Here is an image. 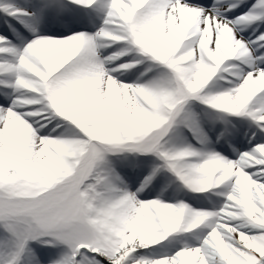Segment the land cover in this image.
<instances>
[{
    "label": "snow or ice",
    "instance_id": "6c2138e0",
    "mask_svg": "<svg viewBox=\"0 0 264 264\" xmlns=\"http://www.w3.org/2000/svg\"><path fill=\"white\" fill-rule=\"evenodd\" d=\"M242 3L247 11L239 9ZM208 4L29 0L19 7L0 5V13L24 28L23 35L13 30L22 48L9 41L8 29L0 35V264H45L33 244L62 246L46 264H264L260 138L236 160L191 145L166 147L177 126L194 133L197 143L207 142L191 114L193 101L247 118L264 134V54L254 55L264 48V31L249 41L239 35L264 24V0L250 6L245 0ZM78 8L100 15L94 33L41 34L42 24L69 22ZM118 42L126 43L101 56ZM128 55L133 57L128 62L107 67ZM141 64L145 69L131 84L112 75ZM229 66L237 68L226 81L230 86L206 94L218 70L226 73ZM65 125L71 127L53 136ZM123 152L161 161L135 192L106 159ZM161 169L194 193L222 186L225 204L209 212L140 200ZM201 226L207 232L198 246L183 245L159 259L139 254ZM244 227L251 234L240 231Z\"/></svg>",
    "mask_w": 264,
    "mask_h": 264
},
{
    "label": "bare ground",
    "instance_id": "6f19581e",
    "mask_svg": "<svg viewBox=\"0 0 264 264\" xmlns=\"http://www.w3.org/2000/svg\"><path fill=\"white\" fill-rule=\"evenodd\" d=\"M188 1H193V0H188ZM252 1L253 0H245V3L250 5ZM28 2L29 0H0V4L7 3V4L15 5L17 7L25 3H28ZM65 2H67V0H65ZM103 2L104 0H99V3H103ZM208 6L211 7V0H209ZM241 7L245 8V4L243 3L240 4L239 9ZM81 9L82 10H80L79 8L77 9L75 17L69 22H66V23L65 22H53V23H48V24H42L41 29H40L41 34L47 35V36H53V35L60 36L59 34L62 33L64 35L71 36L74 33H86L85 30H83L82 28H77V27L82 22H84V20H88L89 17H91V22H89L90 26L88 27V29L94 33L101 25L102 20H101L100 15L91 8L89 9L81 8ZM56 27H60V29H55ZM0 31H2L1 28H0ZM2 32H4V30ZM15 32H19L20 34H22V32H24L23 26L20 24L19 31H15ZM8 33H9L8 34L9 38L19 43V44L17 43L14 44V46L18 48H22L23 45L15 37L14 32L8 31ZM56 38H61V37H56ZM125 43L126 42L114 43L112 47L102 50L100 54L101 56H103L102 55L103 52H106L107 55H109L112 52H116L120 50L121 48H123L125 46ZM107 55H104V56H107ZM132 58H133L132 55L124 56L121 59L116 60L115 63L107 65V67L114 68L116 67V65L124 64L128 62L129 60H131ZM120 62H123V63H120ZM221 68H223V65L221 66ZM229 68L230 66L228 67V70L226 73L218 70L217 74L213 77V79L206 86L204 90L206 94H217L221 92L217 90L216 84L218 83L223 85V87L225 88L227 87L226 84H224L227 81V78L234 76V74L237 71L236 70L234 72H229ZM144 69H145V65L141 64V65H138L137 68L131 69L130 71H126L123 74H121L120 72H114L112 73V75L114 78L118 79L119 81H122L126 84H131L134 81H136L140 72L144 71ZM154 71H163V69H154ZM141 82H143V80H141ZM224 90L226 89H223V91ZM3 91L4 89H0V92H3ZM8 91H11V90H8ZM3 98H4L3 96H0V99H3ZM197 104L198 103L191 102L189 105V108H190L193 118L195 119L199 127V131L202 133L206 132L205 127L209 126V129L212 132H207V136L215 143L217 147L220 148V150L224 152L225 156L229 157V160H236L238 159L240 153L247 152L245 149L246 144L244 143V139H238L236 141V144H237L236 146H239L240 148V150L237 153L231 152L230 149L228 150V148L227 149L221 148L220 145L225 140H230V141L235 140L234 132L231 130L233 126L236 127L241 124L246 129V131H248L249 133L251 129V125H253V122L251 120L249 119L244 120L247 123L236 122L232 120L231 118L232 116L230 115H225L223 113L218 114V112L216 113V111L210 108L209 106H206L203 104H200L198 106ZM37 119H39V116L37 117ZM49 127L51 128L52 125H50ZM69 127L71 126L65 125L64 128H58L56 130V133H53V136H56V134L59 132L65 131V128H69ZM227 130L230 133L227 134L226 133ZM230 130L232 131V133ZM65 134L67 135L68 133H65ZM193 135L194 133H190L183 126H177L174 130H172L169 133V137L167 138L169 142L166 145V147L179 149L187 145H191L194 149H198L202 153H205V154L211 153L209 145H207L206 143L204 144L197 143L196 140L193 139ZM248 139H250V135H248ZM127 154L128 153L122 154L121 156L117 158H112V160L109 159L108 161L111 163L115 171L118 170V167L121 169L122 173L124 174L122 178L125 181L127 190L130 192H135L136 190H131L132 185L139 183L141 180H143L146 173H145V169L143 168H138L135 173H130V172L128 173L125 169V164H126V161L130 160L131 158L130 156H127ZM197 159L198 158H190L191 162H196ZM117 164L119 166H117ZM153 168H155V165L152 166V169ZM167 174L168 172L165 169H161L156 174L151 184H149L148 188L144 192L140 193L138 197L142 198L143 201L144 200L149 201L150 199H147L149 195L155 194V196H158L159 194L163 193L164 194L163 197H166V198L161 197L159 199L164 203L170 202L168 200L170 199V196H169L170 194L168 193L174 192V188H173L174 181L170 180ZM200 196H201V202L207 204L209 207H212L211 212H213L215 209L218 208L217 204H220L225 199V190L221 186L216 189H210L204 193H200ZM188 206L191 209L195 210L193 208L194 207L193 205H188ZM206 232H207V229L201 226L197 229H194L191 232L178 233L177 234L178 240L176 243L179 246V248L183 245L198 246L199 240L202 239V236L206 234ZM35 246L36 244L31 245L34 251H35ZM145 254H146L145 256H148L152 259H159L165 255H171L172 251L170 247H168L167 241H161L156 246L146 251Z\"/></svg>",
    "mask_w": 264,
    "mask_h": 264
},
{
    "label": "rangeland",
    "instance_id": "374dc122",
    "mask_svg": "<svg viewBox=\"0 0 264 264\" xmlns=\"http://www.w3.org/2000/svg\"><path fill=\"white\" fill-rule=\"evenodd\" d=\"M254 2H255V0H253L252 3H254ZM3 4H7V3H1L0 5H3ZM72 7H76V6H72ZM240 9H243L244 11H247V8H242L241 7ZM236 14L237 15L241 14L239 9L236 10ZM231 18L232 17H229V19H231ZM0 19H1L0 28H1L2 31L5 30V29H8V31H10V32H14L13 30L19 31V23L17 24V22H15L12 18L6 17L3 13H0ZM9 26H11V27H9ZM254 28L257 29V31L255 33L253 32ZM2 31H0V35L3 34ZM260 31H264V24H260L258 27H257L256 24H252L251 26H248V27L244 28V30H242L241 33H239V35L242 36L246 41L255 40L256 36L259 34ZM23 33L24 32H22L21 35H23ZM8 39H9V41H11V43L13 45L16 44V43L19 44L17 41L15 42L9 37H8ZM261 54H264V48H261L257 52L254 53V55H261ZM102 55L104 56V55H107V54H106V52H103ZM120 63H123V62H120ZM236 70H237V68L233 67V66L232 67L230 66V68H229V72H234ZM231 78L232 77H228L227 80L231 79ZM224 84H226V86H227L226 88L223 87V85H221L219 83L216 84L217 90L223 91V89H227L230 86L227 82H225ZM193 102L198 103L197 104L198 106L201 104V103L196 102V101H193ZM215 111H216V113L218 112V114H222L218 110H215ZM225 115H230V114H225ZM230 116H232V115H230ZM231 118H232L233 121H236V122H240V123L245 122V123H247L246 121H244V120H247V118H244V117L232 116ZM205 128H206V131H209V129H207L209 127H205ZM231 128H232V126H231ZM231 130L234 132L235 140L234 141H227V143L224 144V146H223V144H221L220 147L223 148V147L226 146V147H228V149H230V151H232L233 153H236V152H238L240 150V148H238V146H236L237 145L236 141L238 139H240L241 137L244 138L246 136V133H245L246 129L240 124V125H238L236 127L233 126V128ZM232 131H231V133H232ZM226 133L228 134L230 132H228V130H227ZM248 135H250V139H244L245 143H246V151H248L251 147L254 146L253 142H256L258 137L260 138L259 142L260 143H264V134H261L258 131V129L256 128L254 123H253V125H251V129H250V132L248 133ZM204 136H206V132H205ZM206 144L209 145L211 153H216V154H219V155L229 159V157H226L223 153L219 152V150H220L219 147H218L219 149L217 147H214V145L210 141L209 137H207ZM125 153H128V152H123V153H120L118 155H109L108 157H106V159L107 160H109V159L112 160V158H117V157H119V156H121L122 154H125ZM128 154H130V156L132 155V157H133L131 161L127 160L126 164H125V169H126V171L128 173L131 171L130 167L133 166V167H135L137 169L138 168L145 169V173H146L145 176H147L151 172L152 166L155 165V167H157V166H159L161 164V161H159L153 155H138V154H135V153H128ZM130 164H131V166H130ZM117 166H119V165L117 164ZM118 170L116 172L119 175L120 174L123 175L122 172L120 171L121 169L119 167H118ZM167 172H168V174H167L168 178L170 180L174 181V185H173L174 192L173 193H168V194H170L169 195L170 199H168L170 202H167V203H172V204L184 203L186 205H193L194 206L193 208L196 211H203L204 210V211L211 212L212 207H209L207 204L201 202L200 193H194V192L188 190L176 178V176L173 173H171L169 171H167ZM142 177H140V178H142ZM138 186H139V183L133 184L132 187H131V190H136V188ZM163 195H164L163 193L159 194L158 196H155V194H151V195H149L148 198H150V200L159 199V198L163 197ZM163 198H166V197H163ZM140 200H142V199H140ZM225 202L226 201L224 199L223 202H221L220 204H217L218 208L215 209L213 212L219 211L222 208V206L225 204ZM240 231H243L245 233H249V228L244 227V228H241ZM177 234H172V235L168 236L165 240H163V241H167L168 247H170V249L172 251V254L175 251L180 249L179 246L176 243L177 240H178L177 239ZM249 234H251V233H249ZM153 247L154 246H150L149 248L141 249V250H139V254L145 256L146 255L145 252L148 251L149 249L153 248ZM62 250H63L62 246L52 247V248H48V249H42L40 247V245H37V244L35 246V251H36L37 255H43V257H45V264H46L47 258H55Z\"/></svg>",
    "mask_w": 264,
    "mask_h": 264
}]
</instances>
